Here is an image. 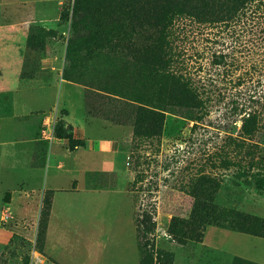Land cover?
Segmentation results:
<instances>
[{"label":"rangeland","instance_id":"rangeland-1","mask_svg":"<svg viewBox=\"0 0 264 264\" xmlns=\"http://www.w3.org/2000/svg\"><path fill=\"white\" fill-rule=\"evenodd\" d=\"M192 4L175 16L169 46L199 88L197 119L172 111L150 72L157 57L147 23L131 45L92 3L78 15L94 25L77 34L73 0H0V264H140L143 212H153L155 244L171 264H210L213 250L188 237L180 243L169 230L172 218L197 224L189 218L197 204L205 244L228 241L214 227L264 237V189L254 185L264 182V0H247L218 22ZM157 106L160 133L147 114ZM248 113L255 116L246 132ZM92 144L124 151L125 168H96L71 186L85 191L60 193L49 240L46 169ZM164 263L155 254L154 264Z\"/></svg>","mask_w":264,"mask_h":264},{"label":"trees","instance_id":"trees-1","mask_svg":"<svg viewBox=\"0 0 264 264\" xmlns=\"http://www.w3.org/2000/svg\"><path fill=\"white\" fill-rule=\"evenodd\" d=\"M192 9L197 10L198 13H206L209 16L207 21H223L232 17L233 13L237 10V6L244 7L247 0H230L231 6L227 7L229 0H204V4L200 7H195L198 2L203 0H191ZM145 2L148 10H152V22L145 20L143 14V6L141 3ZM188 0L182 2H174L172 0H156L155 4L152 0H73V11L78 18L73 22L74 32L80 34V29L84 30L92 28L94 22L85 21L83 16L78 12L84 9V6L92 3L95 7L102 10L103 18H106V25L113 30V35L116 36L118 41L133 44L136 37L144 31L147 26L154 29L153 33H146L145 38L152 41L155 45L156 61L150 67V72L153 74L154 79L161 83L167 92L171 95L169 98L171 110L176 107L184 109L185 115L197 119V116L191 115L192 108H201L203 99L200 94L199 88L192 82V77L186 70H182L175 62H172L175 53L170 48V27L176 20L175 16L180 14H188L185 11V6ZM191 11L192 13H194ZM234 11V12H233ZM109 18V19H108ZM99 31H94L92 36L98 35ZM89 35V34H88ZM164 58H169L165 60ZM221 60H217L220 64ZM185 69V68H184ZM161 107L150 109L148 111V122L154 129L155 133H160L162 130V122L164 113ZM146 115V114H145ZM144 115V120H147ZM255 113H248L243 120L242 129L248 132L253 129L252 124ZM254 185L258 189H264V182L261 178H257ZM199 205H195L190 213V219L197 220V224L192 225L181 219L172 218L169 225V230L175 234L180 243L185 242L183 239L189 238L196 242L201 241L204 235V223L206 221L205 215L199 216ZM215 219V218H214ZM156 222L154 220L153 212H143L137 224V238L142 251L140 264H154L155 254L162 256L165 260L164 264H171V253L164 248L156 246L154 241V231ZM240 232L255 234L252 230L244 227L236 228ZM189 235V236H187Z\"/></svg>","mask_w":264,"mask_h":264},{"label":"crops","instance_id":"crops-1","mask_svg":"<svg viewBox=\"0 0 264 264\" xmlns=\"http://www.w3.org/2000/svg\"><path fill=\"white\" fill-rule=\"evenodd\" d=\"M80 123V118L76 119ZM65 143V139L62 140ZM59 147V145H58ZM102 148L101 145H93L87 147L66 150L63 152L60 160L59 168L48 166L46 169V185L53 190L52 197V213L49 218L48 239L51 240V223L55 215V201L60 193H74L81 191L77 187L71 189L74 182L80 178H86L88 173L97 169L101 172L117 171L121 172L125 168L126 153L119 149ZM60 148V147H59ZM62 149V147L60 148ZM29 155L26 153L25 157ZM36 168H25V173L34 174ZM40 169V168H38ZM59 169L58 171H54ZM65 182L61 183L59 180ZM85 191V190H84ZM94 194H102L101 191H91ZM214 227V226H209ZM208 228V227H207ZM204 229V234L206 229ZM218 231H223L224 238L228 241H223L217 244H205L203 238L198 241L203 248H208L215 252V257L211 258L210 264H264V237L240 232L228 231L219 227H214Z\"/></svg>","mask_w":264,"mask_h":264}]
</instances>
